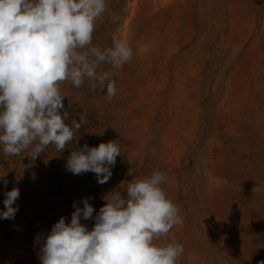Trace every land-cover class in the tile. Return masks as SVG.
Here are the masks:
<instances>
[{"label": "rangeland", "instance_id": "1", "mask_svg": "<svg viewBox=\"0 0 264 264\" xmlns=\"http://www.w3.org/2000/svg\"><path fill=\"white\" fill-rule=\"evenodd\" d=\"M113 39L132 58L101 65L115 80L112 99L87 80L60 83L66 123L86 116L63 152L49 145L33 159L0 146V211L4 191H20L14 219H0V264H40L36 237L70 221L74 201L89 198L95 216L106 194L126 195L130 168L167 177L183 217L172 229L184 246L177 264H264V0H107L92 43ZM110 140L121 155L106 183L66 170L71 151Z\"/></svg>", "mask_w": 264, "mask_h": 264}, {"label": "clouds", "instance_id": "2", "mask_svg": "<svg viewBox=\"0 0 264 264\" xmlns=\"http://www.w3.org/2000/svg\"><path fill=\"white\" fill-rule=\"evenodd\" d=\"M107 11V0H0V146L6 156L28 151L35 159L49 145L63 152L86 121L66 123L68 112L60 83L106 90L112 99L117 89L110 71L132 58L126 40L113 39L101 48L92 43L96 22ZM113 20L118 19L112 16ZM63 110V111H62ZM121 155L116 141L101 142L71 151L66 170L74 175L92 172L100 184L112 176ZM130 168L126 191L112 190L96 212L83 198L73 202L70 221L61 216L50 231L36 241L40 264H177L184 252L172 229L183 225L181 209L162 185L167 177L159 170L138 176ZM7 181H5V184ZM0 219H14L19 206L18 187L4 193ZM81 219L94 220L89 229ZM167 236L169 242L157 243Z\"/></svg>", "mask_w": 264, "mask_h": 264}]
</instances>
